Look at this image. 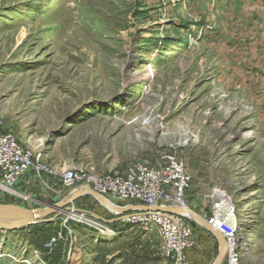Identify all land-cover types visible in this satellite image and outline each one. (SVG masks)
<instances>
[{
	"label": "rangeland",
	"instance_id": "374dc122",
	"mask_svg": "<svg viewBox=\"0 0 264 264\" xmlns=\"http://www.w3.org/2000/svg\"><path fill=\"white\" fill-rule=\"evenodd\" d=\"M0 122L60 169L172 152L187 208L233 211L242 264H264V0H0ZM99 206V230L69 209L0 230V264H168L156 230Z\"/></svg>",
	"mask_w": 264,
	"mask_h": 264
},
{
	"label": "built area",
	"instance_id": "2783aa9c",
	"mask_svg": "<svg viewBox=\"0 0 264 264\" xmlns=\"http://www.w3.org/2000/svg\"><path fill=\"white\" fill-rule=\"evenodd\" d=\"M27 175L29 178L23 182ZM190 180L183 164L170 151L161 152L153 162L136 160L105 172L97 171L92 163L56 170L45 160L41 150L25 146L0 122V203L1 200L26 206L34 203V197L26 191L34 184L42 183L49 188L59 182L70 190L89 186L108 203L125 210L120 218L122 222L139 230H156L162 256L169 264H187L183 251L192 245L193 233L184 215L166 213L160 208H187L185 192ZM140 207L147 210L142 211ZM218 209L215 204V212L207 220L225 239L222 264H242V250L248 244L239 236L233 211L223 215ZM69 210L72 214L79 213L80 222L98 226V230L103 227L99 220L87 218V212L75 210L74 204ZM59 242V234L49 236L42 250L50 253Z\"/></svg>",
	"mask_w": 264,
	"mask_h": 264
},
{
	"label": "water",
	"instance_id": "95a60500",
	"mask_svg": "<svg viewBox=\"0 0 264 264\" xmlns=\"http://www.w3.org/2000/svg\"><path fill=\"white\" fill-rule=\"evenodd\" d=\"M83 196H90L93 198L98 204L108 209L105 205L107 202L101 195L96 193L89 186H81L74 190H71L66 196L62 197L57 203L51 205H44L39 208H30L21 206L14 203H0V230L11 232V231H19L24 230L32 225L42 224L48 222L47 218L55 213H60L61 211L66 210L68 205L73 204L79 198ZM108 203V202H107ZM110 204V203H109ZM112 205V204H111ZM115 209L119 210V213H123L125 210L121 207L112 205ZM69 208H67L68 210ZM142 211L147 210L146 207H140ZM186 208L180 207H166L160 208L163 212L172 213V214H180L183 215V212ZM188 209V208H187ZM66 210V211H67ZM110 210V209H108ZM111 211V210H110ZM113 212V211H112ZM195 224L209 232L218 242L219 244V253L213 264H222L224 261L225 253H226V242L222 234L212 226L208 220L195 212L189 210L188 211ZM116 213V214H119ZM10 220V221H8ZM12 221V222H11ZM116 220H112L115 222Z\"/></svg>",
	"mask_w": 264,
	"mask_h": 264
},
{
	"label": "crops",
	"instance_id": "0c3cea01",
	"mask_svg": "<svg viewBox=\"0 0 264 264\" xmlns=\"http://www.w3.org/2000/svg\"><path fill=\"white\" fill-rule=\"evenodd\" d=\"M22 142H25V141H22ZM27 145H28L27 147L33 150H41L45 156V153L42 150L40 145L35 146L32 144L33 145L32 146L31 144H29V142H27ZM46 161L50 165H52L53 168L56 170H61V169H66V168H75L79 166L77 164H74L71 161L63 160L64 164L62 165L63 167L60 169V168H57L60 166L57 164L56 161H53L50 159ZM147 162H150V161H147ZM87 163H92V162L89 161ZM28 178H29V175H27L26 178H24L23 182ZM46 179L47 178L45 177L44 180ZM26 191L34 197L35 202L33 204H35L36 208H39V207L44 206L47 203L56 202V198L60 199V196H63L64 194L67 195L71 190L65 189L62 187V185L59 182H55L51 186H49V188L47 186H44L42 183L37 184V185L34 184L31 187L26 188ZM51 195H52V198L48 199V197H51ZM80 202H82L85 208L88 207L89 205L91 206L95 205L93 207L94 208L93 211L87 212V214L90 217L99 220L103 224L108 225L112 223V220H107V215L100 211L99 204H97L95 200L91 198L90 196H83L74 203L77 204ZM23 206L30 207L29 205L27 206L23 205ZM192 233H193L192 234V245L183 251V255H184V258L187 264H213L219 253V244L217 240L209 232H207L200 226H198V228L193 230Z\"/></svg>",
	"mask_w": 264,
	"mask_h": 264
},
{
	"label": "bare ground",
	"instance_id": "6f19581e",
	"mask_svg": "<svg viewBox=\"0 0 264 264\" xmlns=\"http://www.w3.org/2000/svg\"><path fill=\"white\" fill-rule=\"evenodd\" d=\"M105 205H106V207L108 208V209H110L111 211H113L114 213H119L120 211L119 210H117V209H115L111 204H109V203H105ZM217 205H218V203H217ZM189 211V209H185L184 210V212H183V215L186 217V218H188V220H190V219H192V216H191V214L188 212ZM75 213V212H74ZM70 215V214H69ZM111 234H114V233H111ZM117 234V233H116ZM109 235V234H108Z\"/></svg>",
	"mask_w": 264,
	"mask_h": 264
},
{
	"label": "trees",
	"instance_id": "16d2710c",
	"mask_svg": "<svg viewBox=\"0 0 264 264\" xmlns=\"http://www.w3.org/2000/svg\"><path fill=\"white\" fill-rule=\"evenodd\" d=\"M46 224H37V225H35L36 227H42L41 228V231H42V229H43V227L45 226ZM49 225V224H48ZM30 227V226H29ZM28 227V228H29ZM28 228H26V229H28ZM44 233H46V232H44ZM43 233V234H44ZM60 249V247H59V244L57 245V246H55V248L53 249V252H57V251H60L59 250ZM51 255H52V253H51ZM52 257H54V254H53V256ZM117 257V256H116ZM114 260H115V257H112L109 261H108V264H112L113 262H114ZM48 261H51L50 260V258H48Z\"/></svg>",
	"mask_w": 264,
	"mask_h": 264
}]
</instances>
